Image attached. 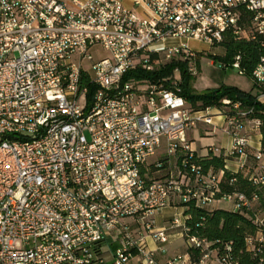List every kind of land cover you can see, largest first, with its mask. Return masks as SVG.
<instances>
[{"label": "built area", "instance_id": "1", "mask_svg": "<svg viewBox=\"0 0 264 264\" xmlns=\"http://www.w3.org/2000/svg\"><path fill=\"white\" fill-rule=\"evenodd\" d=\"M226 36L259 47L254 104L193 109L179 94V65L157 82L125 79L173 62L194 76L191 43L221 46ZM241 60L216 62L247 75ZM199 124L227 145L197 155L188 134ZM262 127L264 0H0V264H205L211 243L188 235L184 213L155 223L175 201L250 212L247 245H264L257 195L221 188L225 172L264 186ZM213 158L223 166H205ZM177 227L201 255L160 263ZM215 264L237 263L226 254Z\"/></svg>", "mask_w": 264, "mask_h": 264}, {"label": "trees", "instance_id": "2", "mask_svg": "<svg viewBox=\"0 0 264 264\" xmlns=\"http://www.w3.org/2000/svg\"><path fill=\"white\" fill-rule=\"evenodd\" d=\"M225 52L222 56L211 55L215 61H232L236 54L242 55L241 65L246 69L247 76L258 62L260 50L253 41L236 40L232 36H226L222 45ZM179 65L180 71V91L187 103L193 109H200L205 106H217L224 98L231 100H241L246 104H254L252 90L244 91L235 86H223L220 88L208 89L203 93H196L190 86V80L193 77L185 70L183 63H169L163 68L154 71H143L141 68L129 71L125 79L148 80L157 82L172 75L173 70ZM95 90L93 85L89 86L87 96L90 98ZM264 135V127H262ZM264 144V137H262ZM213 165L221 168L223 162L213 158L205 162V166ZM233 177L229 172H225L224 181L221 185L222 191L241 192L247 196L257 195V207L264 210V186H256L249 179L246 173L240 172L234 175L235 180L230 183ZM185 225L189 228L188 235H194L204 238L211 243L210 249L219 257L229 255L232 262L237 264H264V245L257 244L250 248L247 245V238L253 236L256 227L251 221V213L247 211H232L223 208H201L194 202L184 204ZM259 247V249H257ZM229 248V249H228ZM189 254L192 260L200 257L197 249L189 248Z\"/></svg>", "mask_w": 264, "mask_h": 264}, {"label": "rangeland", "instance_id": "3", "mask_svg": "<svg viewBox=\"0 0 264 264\" xmlns=\"http://www.w3.org/2000/svg\"><path fill=\"white\" fill-rule=\"evenodd\" d=\"M196 49H203L205 52L197 53L198 62V72L190 80V86L192 90L196 93H203L208 89L220 88L223 86H235L241 90L251 89V79L247 75H239L234 69L222 70L218 67V62H216L210 55L212 53L223 54L225 52L223 46H212L207 47L203 44H194ZM207 50V51H206ZM97 57L106 56L107 53L101 52ZM209 54V55H208ZM195 131L192 136L191 144L200 154L204 155L207 151V146L212 144H219L225 142V137L221 132L213 134L208 131L203 134L199 127L194 128ZM164 148L161 147L157 151L155 158L162 155ZM154 177H161L155 172ZM213 208H223L230 210L231 204L224 201H219L211 204L208 209Z\"/></svg>", "mask_w": 264, "mask_h": 264}, {"label": "crops", "instance_id": "4", "mask_svg": "<svg viewBox=\"0 0 264 264\" xmlns=\"http://www.w3.org/2000/svg\"><path fill=\"white\" fill-rule=\"evenodd\" d=\"M194 44H197V43H191L192 47L195 50L199 51L198 53H202V49H199V50L196 49L194 47ZM223 54L212 53L210 55L222 56ZM251 87H252V84H251ZM244 91H247V90H244ZM196 127H199L200 131L203 132V134L205 132L210 131V128L208 126H206V125H203V124H199ZM194 131H195V129H193L188 134V138H189L190 141L192 140V137H191L192 135L191 134H193ZM217 132H221L223 134V136L225 137V142L224 143H219V144L215 143V144L216 145H221V146H226L227 143H228L227 137L224 135V133L221 130H216L215 133H217ZM215 133H213V134H215ZM191 146H192V144H191ZM192 148L194 149L193 146H192ZM194 150L196 151L197 155L202 157V154H200L196 149H194ZM157 174L159 176H162L164 174V171L159 172ZM175 202H176V205L163 208V209H161V210H159V211H157L155 213L154 219H155V223H156L157 226H165V225H167V223H168V221L170 219H172L173 217L179 216L180 214L184 213V211L186 210V207L185 206H179V205H177V201H175ZM127 222H132V220L128 219ZM168 233H169V242L166 245V250L167 251L165 253H159L158 252L157 253V260L160 263H163L168 258L175 257L177 255H183V254H188L190 259L192 260L191 255L188 252L189 248L187 246L186 239H185V237L183 235L182 228L181 227H177V228L171 229V230L168 231ZM146 244L150 248H156V244H155V242L153 241V239L151 237H147L146 238ZM114 246H115V244L111 246V249L114 248ZM104 256L107 259V261L111 260L110 259V251L108 249H105ZM215 256H216L215 252H212L210 257L206 260L205 264H215ZM136 261H137V259L134 258V259L130 260L129 264H137Z\"/></svg>", "mask_w": 264, "mask_h": 264}]
</instances>
